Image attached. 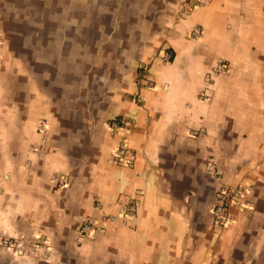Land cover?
<instances>
[{
	"label": "crops",
	"instance_id": "crops-1",
	"mask_svg": "<svg viewBox=\"0 0 264 264\" xmlns=\"http://www.w3.org/2000/svg\"><path fill=\"white\" fill-rule=\"evenodd\" d=\"M0 33V237L50 243L0 264H264V0H0Z\"/></svg>",
	"mask_w": 264,
	"mask_h": 264
},
{
	"label": "built area",
	"instance_id": "built-area-1",
	"mask_svg": "<svg viewBox=\"0 0 264 264\" xmlns=\"http://www.w3.org/2000/svg\"><path fill=\"white\" fill-rule=\"evenodd\" d=\"M206 0H183V6L185 10L194 8L196 6L202 5ZM199 30L193 31L194 38H198ZM2 55V38L0 33V59ZM164 59H168L169 52L165 51L162 54ZM141 70V75L145 76L148 73L147 65L142 62L139 65ZM221 72H227L228 67L225 63L219 66ZM150 87H153L150 85ZM126 119L124 117H117L110 121V128L117 129L124 125ZM40 129L45 130V123L41 122ZM195 133V132H194ZM127 146L122 143L117 148L113 149L110 153V160L115 164H123L127 166H132L133 160L127 154ZM65 179L57 178V184L63 185ZM247 188H229L227 186L220 185L216 192V201L210 206L209 211L211 213L212 223L215 227H225L234 220V215L230 213V208L236 206L239 210H244L248 207L244 200V196L247 192ZM139 193V190L135 192ZM135 210V207H134ZM122 212L124 214H130L132 210L123 207ZM101 226L95 223V220L91 218L84 219L79 226V233L85 234L91 231H101ZM0 243L10 252V254L25 255V254H43L45 260L50 259V243L46 237L39 236L34 240H26L21 236H1Z\"/></svg>",
	"mask_w": 264,
	"mask_h": 264
},
{
	"label": "rangeland",
	"instance_id": "rangeland-1",
	"mask_svg": "<svg viewBox=\"0 0 264 264\" xmlns=\"http://www.w3.org/2000/svg\"><path fill=\"white\" fill-rule=\"evenodd\" d=\"M192 33H193V32H192ZM191 37H192L193 40H196V39L199 38V36H198V38H194L193 34L191 35Z\"/></svg>",
	"mask_w": 264,
	"mask_h": 264
}]
</instances>
